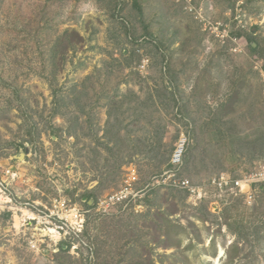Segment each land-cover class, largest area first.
Segmentation results:
<instances>
[{"label": "rangeland", "instance_id": "1", "mask_svg": "<svg viewBox=\"0 0 264 264\" xmlns=\"http://www.w3.org/2000/svg\"><path fill=\"white\" fill-rule=\"evenodd\" d=\"M0 182V264H264V0H0Z\"/></svg>", "mask_w": 264, "mask_h": 264}, {"label": "built area", "instance_id": "2", "mask_svg": "<svg viewBox=\"0 0 264 264\" xmlns=\"http://www.w3.org/2000/svg\"><path fill=\"white\" fill-rule=\"evenodd\" d=\"M183 150H184L183 145L179 146V148L176 150L174 154V157L172 158L173 163L177 164L178 162L181 161ZM257 176L260 177V175ZM136 179H137V171L133 168L131 169L128 168L125 187L116 193L105 195L104 197L99 198V200L97 201L99 210L105 211L111 205L125 204L126 201H130L134 197L132 183ZM240 180H241L240 178H234L226 173H222L221 175L218 176V178L217 177L214 178L212 180V183L214 185H219L218 187H220V189L222 190L241 191L240 188L242 186ZM173 183L174 186L187 190V192L191 197L197 194L198 198H201L202 195V190L200 189L201 187L194 185L188 178L175 180ZM6 188H7L6 185L3 182H0V190ZM64 213H66V215L69 216L68 219L65 218L66 216L64 215ZM85 213L86 211L84 209H81L79 206H75L72 208L69 201H66V199H59V201H57L55 209L53 210V212L51 211V215H49L48 218H52L54 216V218L59 219L58 221L60 225L58 224L55 225L53 223L54 228L58 229L57 230L58 233L61 232V229H63L64 225L72 226L73 231H77L80 233L84 228V224L86 220ZM49 230L51 231V233L52 232L56 233V230L53 231L54 229L51 230V228H49Z\"/></svg>", "mask_w": 264, "mask_h": 264}, {"label": "trees", "instance_id": "3", "mask_svg": "<svg viewBox=\"0 0 264 264\" xmlns=\"http://www.w3.org/2000/svg\"><path fill=\"white\" fill-rule=\"evenodd\" d=\"M233 139H236V136L233 138ZM87 196V195H86ZM88 198H87V201H86V204L88 205V206H90L89 205V200L91 199V198H93L94 199V201H96V198H95V195L93 194V192L92 191H90L89 193H88V196H87ZM235 233L237 234V236H238V243H239V241H241V240H243V239H247L248 237H249V232H247V230H246V232L244 231V230H239V229H236V231H235ZM238 243H236V244H234L232 247H230L229 248V254H230V258L232 259V260H234L238 255H236V256H234L233 254H232V251H233V249H234V253L236 254L237 252H239L240 251V249L241 248H239V244ZM61 248L63 249V250H65L67 247H69L68 246V243L67 242H62L61 243Z\"/></svg>", "mask_w": 264, "mask_h": 264}, {"label": "water", "instance_id": "4", "mask_svg": "<svg viewBox=\"0 0 264 264\" xmlns=\"http://www.w3.org/2000/svg\"><path fill=\"white\" fill-rule=\"evenodd\" d=\"M19 154H20V155H18L19 158H21V156H25V153H24L23 151H21V153H19ZM92 201H93V199H92ZM92 201H90V203H91Z\"/></svg>", "mask_w": 264, "mask_h": 264}, {"label": "crops", "instance_id": "5", "mask_svg": "<svg viewBox=\"0 0 264 264\" xmlns=\"http://www.w3.org/2000/svg\"><path fill=\"white\" fill-rule=\"evenodd\" d=\"M90 201H92V199H91ZM90 201H89V202H90Z\"/></svg>", "mask_w": 264, "mask_h": 264}]
</instances>
